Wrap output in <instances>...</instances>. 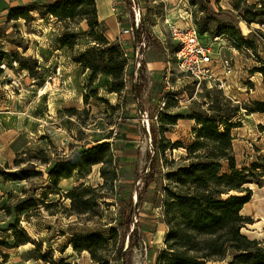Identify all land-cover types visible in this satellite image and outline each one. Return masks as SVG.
Segmentation results:
<instances>
[{
    "label": "rangeland",
    "instance_id": "1",
    "mask_svg": "<svg viewBox=\"0 0 264 264\" xmlns=\"http://www.w3.org/2000/svg\"><path fill=\"white\" fill-rule=\"evenodd\" d=\"M49 1L31 2L46 4ZM210 2L217 12L219 6L225 10L232 8L229 0ZM187 6L190 7L188 12L201 21L203 12L191 6L188 0H118L114 3L112 18L119 25L123 24L127 33L125 41L118 40L128 54V78L121 94L110 92L112 77L105 74L99 75L90 85L91 70H85L74 60V56H79L91 45L86 21H60L52 16L42 17L38 11L32 12L34 19L31 21L23 18L8 21V15L4 17L0 25V52H6L0 65L4 71L0 75V99L4 100H0V110L4 113L0 116V166L9 165L15 170L17 156L24 161L22 166L28 165L29 159L38 164L36 152L43 149L50 152L49 164H39L37 168L42 171L41 176L28 181H9L10 186L19 184L18 193L12 189L5 203L12 208V223L15 224L18 201L41 200L37 209L31 211L30 220L21 219L19 229L45 230L46 243L40 239L42 251H52L54 259L64 258L72 264H99L87 250L80 254L71 245L75 236L97 235L108 241L107 249L101 245L96 247L97 254L109 260V264L117 263L113 259L116 240L112 230H117L121 207L130 200L137 201L136 188L140 184L143 186L141 179L136 180L137 176L150 171V157L154 153L150 136L152 126L167 129L158 138L160 172L139 208L135 221L139 220L141 237L129 252L127 264H156L158 253L164 247L168 231L163 218L165 187L169 183L167 174L179 164L187 163L188 148L197 140L199 125L191 118L192 114L212 115L216 110L210 109L217 105L223 108L239 105L241 111L230 121L237 169L243 170L257 162L264 165V113L251 112L257 102H264L263 76L256 72L260 62L239 51L225 36L209 34L217 54L223 62L227 61V66L220 64L210 82H193L179 70L175 62L176 47L171 39L170 23L177 24L179 13L185 12ZM226 16L219 15L220 22L228 18ZM141 17L147 18L151 33L159 34L163 41L162 45H156L144 39L137 53L134 25L137 26ZM215 24L212 22V26ZM239 24L248 34L246 23ZM67 31L77 36L74 51L62 47L58 41ZM158 60L164 64L171 61V69L148 67L147 61ZM20 62L31 69L24 68ZM133 75L141 86L139 101L131 92ZM169 116L179 118L172 124ZM15 137L21 139V145L29 142L30 147L16 151L12 148ZM178 142L182 146L173 148ZM99 143L111 144L118 164V179L114 189L99 187L104 179L100 172L102 165L98 164L84 180L75 175L61 182L59 187L64 194L80 182L97 188L90 193L96 197L90 211L75 214L71 210V199L50 189L48 168L57 153L69 156ZM224 170H228L227 163ZM249 180L252 182L248 187L253 189L256 200L264 199V169L254 171ZM6 188L9 187L0 184V194ZM45 191L50 193L48 198L43 196ZM41 202L52 206L47 209ZM5 215L6 212L0 213V219ZM262 226L255 223L245 231L258 234L264 231ZM0 230L5 231L0 235V242L13 244L10 225ZM34 247L29 245L28 250L8 248L0 243V264H45L35 259L38 253Z\"/></svg>",
    "mask_w": 264,
    "mask_h": 264
},
{
    "label": "trees",
    "instance_id": "2",
    "mask_svg": "<svg viewBox=\"0 0 264 264\" xmlns=\"http://www.w3.org/2000/svg\"><path fill=\"white\" fill-rule=\"evenodd\" d=\"M188 1L191 6H197L204 14L201 21L195 18L200 32H207L212 37L225 36L239 51L255 57L260 62L256 72L262 74L264 81V0L255 2L229 0L232 8L225 10L219 6L218 12L213 8L210 0ZM34 11H38L42 17L52 16L60 21H86L90 27L91 45L79 56H74V60L85 70H91L90 85L99 75L105 74L112 77L110 92L121 94L125 90L128 58L119 41L111 40L107 36L108 28L99 18L97 0H51L46 4L31 2L25 6L9 9L7 20L23 18L31 21L34 19L32 16ZM221 14H227L228 17L223 22H220ZM214 21L216 24L212 26ZM241 21L248 26L250 30L248 34H245L240 27ZM134 30L136 48H140L144 39L162 45L160 39L151 33L146 17L140 18L138 26L134 25ZM58 41L62 47H68L71 51H74L78 44L77 36L70 31L60 36ZM5 56L6 52H0V65ZM20 63L24 68L31 69L25 62ZM3 73V69L0 68V75ZM132 84L131 92L139 101L141 86L134 75ZM227 103L231 104L230 101ZM255 105L256 108L251 112L264 113V102H257ZM210 110H216V114H192L191 118L199 125L196 129L197 140L188 148L187 163L179 164L167 174L169 183L165 187L163 218L168 231L156 264H264V231L258 234L245 231L255 222L243 214L245 205L254 197L253 189L248 187L252 182L249 180V175H253L259 168L264 169V165L262 162H257L251 167H244L243 170L237 169V159L233 152V125L230 121L241 111V107L234 105L232 108H223L217 105ZM169 118L170 123L175 124L179 117L169 116ZM166 131L164 126L150 128L154 147V153L150 157V171L137 176V181L140 179L143 181V186L140 184L136 188L137 201L130 200L121 207L117 230H112L116 240V250L113 254V259L117 261L115 264H127L129 252L140 241V223L139 220H135L139 216V208L145 200L146 192L157 182V175L160 172L158 138ZM181 146L182 144L178 142L172 147ZM36 153L38 156H35V159L38 164L34 159H29L31 162L22 166L24 161L17 156L14 160L17 168L14 170L9 165L0 166V178L8 182L28 181L32 177L41 176L42 171L37 168L39 164H49L50 152L43 149ZM225 163L228 164L227 171L224 170ZM98 164L102 165L100 172L104 179V183L99 187L110 186L114 189L119 176L118 164L109 143H99L69 156L57 153L54 162L48 168L50 189L53 188L55 194L70 198L71 210L75 214H85L90 211L91 203H96V197L90 196V193L95 192L97 188L80 182L64 194L59 187L60 183L75 175L79 180H84ZM49 194L43 192L45 198H48ZM38 201L41 200L27 198L15 204L16 222L10 225L14 243H0L8 248L32 243L35 246L34 251L38 253L35 259L45 264H72L64 258L54 259L52 251L44 253L41 240H34L26 229H19L22 218L26 217V220H30L33 216L31 211L37 209ZM41 203L47 209L52 206ZM3 209L8 215L12 214L9 204L5 203ZM107 244L105 238L97 235L75 236L71 241L76 252L81 254L87 250L99 264L105 262L109 264V260L98 255L96 250L99 245L107 249ZM4 257L7 258L8 255L4 254Z\"/></svg>",
    "mask_w": 264,
    "mask_h": 264
},
{
    "label": "crops",
    "instance_id": "3",
    "mask_svg": "<svg viewBox=\"0 0 264 264\" xmlns=\"http://www.w3.org/2000/svg\"><path fill=\"white\" fill-rule=\"evenodd\" d=\"M31 1H34V0H0V25L3 24V19H4V17H6V15H8V13H6V12L7 11L9 12V9L20 7L22 5H25L29 2H31ZM116 1H118V0H97L98 13H99L100 20L105 22V24L108 28L107 29L108 37L111 40H119V41L123 42V41H125V35H127L125 27L123 26V24L119 25V23L116 22L112 18V10L114 8L113 6H114V3ZM43 3H45V2H43ZM188 9H190L189 6H187V9L185 12L179 13V20H178L177 24L170 23V26L182 25V23L184 22V20L186 19L187 15H188ZM130 35L131 34H129V36ZM154 35H156L160 39V41H163L162 40L163 38L159 34H154ZM171 39H172V36H171ZM172 41H173V43L176 47V50H177L176 42L173 39H172ZM138 50H139V48H137V53H139ZM147 64L149 65L148 67H151V68L152 67L153 68L154 67H158V68L166 67L168 70L171 69V61H168L165 64H164V62L159 61V60L158 61H147ZM0 100L2 102L4 101L3 99H0ZM1 111L2 110H0V113H1ZM3 114L4 113L2 112L0 116L3 117ZM15 126H16V124H15ZM15 129H16V127H15ZM0 137H2V136L0 135ZM13 140H12L13 141L12 142V148L16 149V151H20V149H23L24 147H30L29 142H27L25 144V146L21 145V139H18V137H15ZM66 180H68V179H66ZM66 180H63V181H66ZM0 184L6 185V187H9V188H6L4 191L1 190V194H0V213H4L5 210L3 209V205L5 204V202L7 201L8 197H9V192H11L13 189L14 192L18 193L17 192V188H18L17 185H19V184H16L15 186H10L9 181L8 182H5V181L1 182V180H0ZM21 187H22V185H21ZM12 214H13V211H12ZM12 214L8 215L6 213V215L3 216L2 219H0V228H4V227H6V225H12L13 224L12 223V216H13ZM243 214H244V216L253 219L255 223H258L259 225H263L262 228L264 229V199L256 200V197L254 195V197L251 199V201L245 205V207L243 209ZM29 225H31L30 222H29ZM3 231L4 230H0V235L5 234L4 233L5 231L4 232ZM27 231L34 240H40L41 239L44 243H46L45 242V236H44L45 230H27ZM11 244H12V242H11ZM29 245L33 246L32 243H28V244L21 245V246L16 247V248H18V249L24 248L25 250H28V249H30Z\"/></svg>",
    "mask_w": 264,
    "mask_h": 264
},
{
    "label": "built area",
    "instance_id": "4",
    "mask_svg": "<svg viewBox=\"0 0 264 264\" xmlns=\"http://www.w3.org/2000/svg\"><path fill=\"white\" fill-rule=\"evenodd\" d=\"M171 36L177 44L175 62L179 70L193 82H210L216 76L215 71L220 64L225 63L227 66V61L223 62L217 54L213 38L207 32H200L192 13L188 12L182 25L171 26ZM125 56L128 57L126 52Z\"/></svg>",
    "mask_w": 264,
    "mask_h": 264
}]
</instances>
